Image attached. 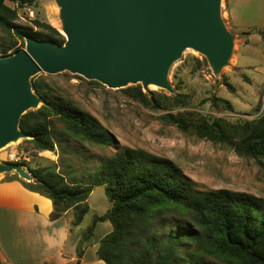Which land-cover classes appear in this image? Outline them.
<instances>
[{
  "label": "trees",
  "instance_id": "trees-1",
  "mask_svg": "<svg viewBox=\"0 0 264 264\" xmlns=\"http://www.w3.org/2000/svg\"><path fill=\"white\" fill-rule=\"evenodd\" d=\"M36 1L0 0V29L12 40L9 48L21 43L20 51L28 37L65 44V37L48 23L34 21L31 27L17 23L18 8L31 7ZM32 87L43 105L21 118L20 129L30 136L27 142L35 150L56 153L58 125L71 138L116 149L96 172L86 170L79 179L62 174L55 164L35 168L20 164L28 166L33 182L18 177L7 181H18L28 191L50 199L51 221L71 212L76 228L90 212L88 199L94 188L105 187L111 208L95 216L83 232L77 246L78 263L83 245L93 237L96 226L108 221L112 231L97 250L98 259L106 264H264L263 198L226 189H200L172 160L142 149L121 148L97 120L72 102L54 97L44 75L33 78ZM125 92L151 111H173L189 105L178 96L152 93L149 97L141 86ZM213 105L233 112L227 100L213 98ZM158 119L184 133L193 132L200 139L225 145L239 157L264 160V111L257 118L235 123L192 112L166 113Z\"/></svg>",
  "mask_w": 264,
  "mask_h": 264
},
{
  "label": "rangeland",
  "instance_id": "rangeland-1",
  "mask_svg": "<svg viewBox=\"0 0 264 264\" xmlns=\"http://www.w3.org/2000/svg\"><path fill=\"white\" fill-rule=\"evenodd\" d=\"M9 5L16 7L12 3ZM26 8L33 12L32 19H29ZM18 14L20 18L17 23L21 26L31 27L34 21H41L50 24L64 36L59 8L54 0H37L31 7L18 8ZM221 14L226 27L234 34H241H237L230 64L218 75L213 73L202 55L186 50L169 73L173 94L156 86H149L146 91L142 85H136L141 86L149 97L152 93L178 96L189 103L187 107L173 111H151L127 96L126 89L136 86L110 89L69 72L41 75L51 86L54 97L72 102L97 120L115 136L121 148L142 149L172 160L200 189L246 192L264 199V160L259 162L239 157L225 145L200 139L193 132L184 133L158 119L166 113L192 112L235 123L238 120L257 118L264 111V32L257 34L260 29L258 26L239 31L230 29L225 0H222ZM238 16L244 21L254 18V7L239 10ZM247 33L251 35L246 37ZM242 40L245 42L242 43ZM11 42V38L0 29V58L12 56L21 48V43L14 49L9 48ZM213 98L229 101L233 112L216 109ZM28 140L22 139L1 149L0 163L27 164L31 168L55 164L62 174L79 179L86 170L96 172L103 161L108 160L116 151L114 147H98L71 138L63 133L61 125L56 130V153L37 151ZM21 166L30 173L28 166ZM13 177L21 179L16 173L1 174L0 185L8 183ZM88 203L90 212L78 231L84 232L95 216L105 214L111 207L104 186L94 188ZM166 224L167 228L171 227L170 221ZM195 259L201 260V257L195 256ZM0 261L7 264L1 257V250ZM202 261L212 262L207 258H202Z\"/></svg>",
  "mask_w": 264,
  "mask_h": 264
},
{
  "label": "water",
  "instance_id": "water-1",
  "mask_svg": "<svg viewBox=\"0 0 264 264\" xmlns=\"http://www.w3.org/2000/svg\"><path fill=\"white\" fill-rule=\"evenodd\" d=\"M54 1L65 44L28 37L24 49L0 58V150L31 139L20 122L43 105L32 87L38 75L69 72L110 89L156 86L173 94L169 73L186 50L202 55L215 75L234 53L237 35L222 19V0ZM7 173L33 182L21 165L0 163V175Z\"/></svg>",
  "mask_w": 264,
  "mask_h": 264
},
{
  "label": "crops",
  "instance_id": "crops-1",
  "mask_svg": "<svg viewBox=\"0 0 264 264\" xmlns=\"http://www.w3.org/2000/svg\"><path fill=\"white\" fill-rule=\"evenodd\" d=\"M225 4L230 29L258 26L257 34L264 32V0H225ZM252 7L258 17L244 21L238 16L239 10ZM52 212L50 199L26 190L18 182L0 185V250L7 264H106L98 259L97 250L112 231L110 222L96 226L93 237L83 245L78 263L77 246L83 232L73 226L71 212L51 221Z\"/></svg>",
  "mask_w": 264,
  "mask_h": 264
},
{
  "label": "built area",
  "instance_id": "built-area-1",
  "mask_svg": "<svg viewBox=\"0 0 264 264\" xmlns=\"http://www.w3.org/2000/svg\"><path fill=\"white\" fill-rule=\"evenodd\" d=\"M27 7V6H25ZM28 10V16H29V19H32L33 18V12L30 10V8H26ZM20 18V17H19Z\"/></svg>",
  "mask_w": 264,
  "mask_h": 264
}]
</instances>
